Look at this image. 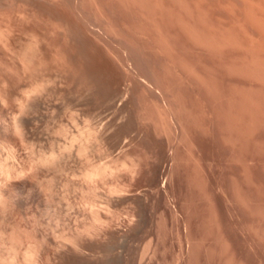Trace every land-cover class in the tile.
Instances as JSON below:
<instances>
[{
  "label": "rangeland",
  "instance_id": "1",
  "mask_svg": "<svg viewBox=\"0 0 264 264\" xmlns=\"http://www.w3.org/2000/svg\"><path fill=\"white\" fill-rule=\"evenodd\" d=\"M0 99L2 155L59 152L92 128L102 136L97 152L89 143L81 156L76 142L65 171L43 172L56 198L39 182L48 203L17 209L7 237L71 235L102 203L112 233L85 236L94 248L60 261L264 264V0H0ZM22 114L31 132L19 148L2 127ZM111 159L143 170L121 171L114 183L126 191L104 186L96 201L82 170Z\"/></svg>",
  "mask_w": 264,
  "mask_h": 264
},
{
  "label": "bare ground",
  "instance_id": "2",
  "mask_svg": "<svg viewBox=\"0 0 264 264\" xmlns=\"http://www.w3.org/2000/svg\"><path fill=\"white\" fill-rule=\"evenodd\" d=\"M19 58V57H18ZM18 60H20V59H18ZM17 60V61H18ZM20 62V61H19ZM18 62V63H19ZM22 62V61H21ZM25 62V60L22 62V63H24ZM23 65V64H22ZM21 65V66H22ZM25 71V70H24ZM27 71V70H26ZM33 86V85H32ZM41 86H43V85H41ZM40 85L38 86V89L39 90H37V85H36V87L35 88H33L34 89V91L35 90H37L38 92L40 91ZM32 90V89H31ZM30 90V91H31ZM33 91V90H32ZM41 92V91H40ZM27 93H29V92H27ZM34 93V92H33ZM33 93H30L29 95V98L31 99V94H33ZM36 94H39V93H37L36 92ZM24 98V97H23ZM27 99H28V97H26ZM26 98H24L25 99V101H26ZM23 99V100H24ZM0 100H2V99H0ZM29 100V99H28ZM33 100H34V98H33ZM24 101V102H25ZM30 101V100H29ZM32 101V100H31ZM33 103H34V101H33ZM28 104V105H27ZM23 105V104H22ZM21 105V106H22ZM28 106V107H31L30 106V102L29 103H27V101H26V103H25V106ZM38 105V104H37ZM25 106H23L22 108H25ZM21 109V108H20ZM26 109V111H27V109H29V108H25ZM24 109V110H25ZM23 110V111H24ZM21 111V110H20ZM26 111H24V112H26ZM4 127H2L3 129H2V131H4V133L5 134H10V135H12V137H16L17 139L15 140V144H16V146L17 145H19L20 147L19 148H21V147H24L25 145L27 146L28 145V141H30L28 138V135L30 134V132H31V129H30V127H29V121H28V118H26V116L24 115L23 116V114L21 115V117L19 118H15V119H13L10 123H6L5 125H3ZM93 126V125H92ZM88 127H90V125L88 126ZM88 127H87V129H88ZM95 129V128H94ZM78 130V129H77ZM84 130V129H83ZM70 132V131H69ZM58 134H59V132H57ZM62 135H60V136H67L68 138H70V136L68 135L69 133H66L65 131L64 132H62V130H61V132H60ZM98 134H99V132H98ZM97 134V132H96V130H93V128L92 129H90V130H88V132H86V131H82V132H78V134L76 133V135H75V133L72 135V138H71V140H72V143L71 144H69V142L67 143H65L64 145H62V146H60L59 145V149H58V151L59 152H48L47 151V153H43V154H40L39 153V155L37 154L36 155V153L34 152V148H32V152L29 154V155H27V156H19L18 154H17V151H18V149H17V151H16V148H14L13 146L11 147V148H9L8 149V151H6V155H2V154H0V260H2V261H5V264H7V262L8 261H11V260H14L15 261V264H24V261H25V258H26V256L29 258V261H30V263L32 262V261H34V263H42V264H44L43 262H46L47 264H52V263H54V261H55V263H58V262H56V260H58L59 259V262H62V261H60V260H65L64 259V257L65 258H67V257H69V256H67V254H69L70 252L72 253L73 252V254L75 255L76 253H74V252H83L82 254L84 255V253L86 254L87 253V251H88V248H90V247H93L94 248V246L96 245H94L93 246V244H92V246H87V244L88 245H91V242L90 241H86V239L87 238H89V237H93V236H97V237H100L99 235H101V236H103L104 235V233H105V235L106 234H111L112 232V230H113V228L112 229H110L109 231L111 232H109L108 231V227H111L110 226V222H109V216H108V214L107 213H105L104 211H105V209L103 208V209H101V208H99L98 206H99V204H100V206H102L103 204L102 203H98V206L96 205L97 203H96V198L99 196V194L97 193V191L99 192V189L101 188V187H104V186H106V187H108V189L105 187V188H103V189H105L106 191L107 190H109V192L111 193V194H114L115 196H116V194L117 193H121V192H125L124 190H123V188H122V186H120V185H117V184H115L114 182L116 181L115 179L116 178H118V176L120 177V173H121V171H122V173L125 171V173H129V175H130V173H131V175L130 176H133L132 174L134 173H140V170L142 169L143 170V168H141L142 166L141 165H138V164H134V163H132V165L130 166V167H127L126 168V165L125 164H123V166L125 165V167H124V169H119L118 168V165L120 164H118L117 165V162H115V165H114V160H112L111 159V161L110 162H112V163H110V162H108L107 164H103V163H101V164H99V161H98V163L97 162H93V163H91L92 162V160H89V161H91V162H88V166L85 168V169H83L82 170V172L83 173H81V177H83L84 179V181L82 180V182H84L85 183V186H84V188L86 187V189L87 190H89L90 192H92V193H94V199L96 200L95 201V206L93 205V207H92V209H90V210H88V212L89 211H91V213H90V216H91V219H92V221H91V225H87V224H89V223H87L86 224V221H88V220H86V218H84V220H86L85 222H84V224L85 225H83V226H78V227H76V225H75V227H76V230L74 231L73 230V234H71L70 235V229L72 228V227H69L70 225H72L73 224V222H72V224H69V235H67V234H59L60 233V230H58L59 231V233L57 232V233H54V234H52L51 233V230L53 231V230H55V229H51V230H46L45 228H43V229H45L46 231H48V233L47 234H49V231H50V235H47L46 233H43V231L44 230H41V228L42 227H38L39 229L38 230H35L37 233H39L38 231H40L41 230V232L40 233H42L43 235L40 237L39 236V234H38V236L40 237V239L38 238H33L35 235V231L34 230H32V232L34 233H32L31 234V232L30 233H28L29 234V236H28V234H24V235H17L16 234V232L15 231H13L12 229V233H14L13 235H11V236H9V237H7V234H11V233H7L5 230V228H4V225H6L5 223L6 222H9L10 220L9 219H11L10 217H16V219H17V216H14L16 213L18 214V210L17 209H20L21 207H23V206H25V205H30V203L32 204V202L34 201V204L36 203V201L35 200H38L39 199V197H41L40 196V191L38 192V188H40L39 186V182H41L40 180H41V176H42V174H43V172L45 173V174H47L46 172H49V171H51V170H53V169H55V171H57V170H59L60 172H63V171H65V168L63 167V166H65V164L64 163H67V161H66V159H68L67 158V156L70 154V152L72 153V148H74L73 146H76L74 143H76L77 142V144L79 143V149H78V151H79V154L82 156H85L86 154H87V152L88 151H91V150H89V149H92V147L94 146V148H93V150H95V149H98L101 145V141H102V139H101V137H100V135H98ZM71 135V134H70ZM67 138V139H68ZM70 140V141H71ZM101 142V143H100ZM89 143H92V144H94L92 147L91 146H89ZM5 144V143H4ZM3 143H1L0 142V149H1V146H2V148H7L5 145H4ZM30 144V143H29ZM6 145H7V143H6ZM91 147V148H90ZM31 148V147H30ZM29 148V149H30ZM76 148V147H75ZM28 150V149H27ZM36 150V149H35ZM53 150V149H52ZM56 150V149H55ZM99 150V149H98ZM30 151H31V149H30ZM41 151V150H40ZM96 152H97V150H95ZM5 152V151H4ZM3 152V153H4ZM46 152V151H45ZM74 152V151H73ZM38 153V152H37ZM78 153V152H77ZM92 153V152H91ZM21 154V153H20ZM73 154V153H72ZM23 155V154H22ZM80 156V157H81ZM69 157V156H68ZM71 157V156H70ZM79 157V156H78ZM88 159H89V157H88ZM69 160V159H68ZM59 163V165L58 166H56L57 164ZM141 164V163H140ZM117 165V166H116ZM143 165V164H142ZM122 165H120L119 167H121ZM129 166V165H128ZM139 166H141V167H139ZM64 168V169H63ZM141 168V169H140ZM57 169V170H56ZM63 170V171H62ZM124 170V171H123ZM58 171V172H59ZM53 172V171H52ZM51 172V173H52ZM144 172V171H143ZM50 173V174H51ZM124 173V174H125ZM142 173V172H141ZM123 174V175H124ZM128 175V174H127ZM139 175V174H138ZM125 176H126V174H125ZM136 176H137V174H136ZM47 178L46 179H48V174H47V176H46ZM52 178V180L51 179H49V180H51V181H49L47 184H45V183H42V182H44V181H42L41 183L43 184H41V186H43L42 187V189H44L46 192H48V194H49V196L50 197H45V199L47 200V198H48V201L49 200H51L53 197H55V194H57V193H55L56 191H55V189H57V188H55L57 185V183H55L54 184V182H55V177L53 178V177H51ZM132 178H135V175H134V177H132ZM131 178V179H132ZM44 180V179H43ZM67 181H70V180H66V182ZM46 182H47V180H46ZM57 182V181H56ZM74 181H72L71 183H73ZM82 182H80V185L78 186L79 187V190H80V186H81V183ZM70 183V184H71ZM78 183V182H77ZM84 183H83V185H84ZM45 184V185H44ZM69 184V185H70ZM79 184V183H78ZM39 185V186H38ZM63 185H66V184H63ZM68 185V183H67V186H69ZM83 185H82V187H83ZM73 186H74V183H73ZM77 186V185H76ZM72 187V186H71ZM75 187V186H74ZM78 187H76L77 189H78ZM67 188V187H66ZM70 188V187H69ZM75 188V189H76ZM125 188V187H124ZM82 190H83V188H81ZM41 190V189H40ZM65 191H66V189H64ZM81 190V191H82ZM102 190V189H101ZM100 190V191H101ZM44 191V192H45ZM69 191V190H68ZM71 191H73V190H71ZM86 191V190H85ZM80 192V191H79ZM88 192V191H87ZM108 192V191H107ZM108 192V193H109ZM60 193V192H59ZM58 193V194H59ZM82 193V192H81ZM85 193V192H84ZM89 193V192H88ZM103 193H106L105 191L103 192ZM116 193V194H115ZM42 194H44V193H42ZM47 194V195H48ZM69 194H70V192H69ZM101 194V193H100ZM122 194V193H121ZM46 194H44L39 200H41V201H43V197L45 196ZM46 195V196H47ZM64 195H65V193H64ZM67 195V194H66ZM65 195V196H66ZM71 195V194H70ZM86 195H87V193H86ZM114 195H112V196H114ZM117 195H119V194H117ZM59 196L62 198V195L61 194H59ZM59 196H57L58 198H59ZM65 196H63V198L64 199H66L65 198ZM92 196H93V194H92ZM101 196H102V194H101ZM107 196H109V195H107ZM111 196V197H112ZM83 197H85V196H83ZM88 197H90L91 198V196H88ZM100 197V196H99ZM110 197V198H111ZM56 198V197H55ZM57 198V199H58ZM61 198H59L58 200H60ZM62 198V199H63ZM69 198V197H68ZM72 198V197H71ZM93 198V197H92ZM109 198V197H108ZM109 198V199H110ZM113 199H110L109 200V202H111V200L113 201V204H114V197H112ZM89 199V198H88ZM98 199V198H97ZM46 200L45 201H43L44 203H48V202H46ZM57 200V201H58ZM69 200V202H71L70 200L71 199H68ZM75 200V199H74ZM73 200V201H74ZM108 200V199H107ZM32 201V202H31ZM53 201H55V199L53 200ZM92 201V200H91ZM61 202V201H60ZM68 202V203H69ZM92 202H94V201H92ZM91 202V203H92ZM40 203V202H39ZM39 203H37V204H39ZM42 203V202H41ZM41 203H40V205H41ZM51 203V202H50ZM53 203V202H52ZM58 203V202H57ZM104 204H105V202H103ZM107 203V202H106ZM112 203V202H111ZM111 203H108L109 205L111 204ZM36 204V207L37 206H39L40 207V205H37ZM61 204H62V202H61ZM73 204V203H72ZM80 204V203H79ZM90 204V203H89ZM107 204V206H109ZM113 204H111L112 206H113ZM33 205V204H32ZM70 205V204H69ZM74 205V204H73ZM72 205V206H73ZM81 205V204H80ZM84 205H85V203H84ZM84 205H83V207H84ZM106 205V204H105ZM89 206V205H88ZM19 207V208H18ZM26 207V206H25ZM30 207V206H29ZM28 207V208H29ZM33 208L35 207V206H32ZM35 207V208H36ZM70 207V206H69ZM87 207V206H86ZM111 207V206H110ZM109 207V208H110ZM33 208H32V210H33ZM38 208V207H37ZM73 208V207H72ZM71 208V210H73ZM80 208H81V206H80ZM79 208V209H80ZM109 208H107V209H109ZM23 210L24 209H26V210H29V209H27V208H22ZM22 209H20V211H19V213H20V215H21V211H22ZM69 209V208H68ZM76 209H78V208H76ZM75 209V210H76ZM107 209H106V211H107ZM16 210H17V212H16ZM26 210H25V212H26ZM109 210H111V209H109ZM108 210V211H109ZM30 211H31V207H30ZM79 211V210H78ZM25 212H23V214L25 213ZM28 212V211H27ZM72 212V211H71ZM80 212H81V210H80ZM85 212V211H84ZM112 212V211H111ZM110 212V213H111ZM79 213V212H78ZM82 213V212H81ZM16 214V215H17ZM28 215V216H30L28 213H25V215ZM69 214V213H68ZM72 214H76V215H78L77 214V211H76V213H74V210H73V212H72ZM83 214V213H82ZM84 214H86V213H84ZM83 214V215H84ZM24 215V216H25ZM33 215V214H32ZM70 215V214H69ZM74 215H72V216H74ZM76 215L74 216V217H76ZM111 215H113V214H111ZM128 215H129V213H128ZM133 215V214H132ZM131 215V216H132ZM19 216V215H18ZM23 215H21L20 217H22ZM23 216V217H24ZM35 216V215H34ZM33 216V217H34ZM70 217V218H73V217ZM79 216V215H78ZM80 216H81V214H80ZM87 217H88V215H86ZM114 216V215H113ZM130 216V215H129ZM128 216V217H129ZM20 217H18V218H20ZM27 217V216H26ZM36 217V216H35ZM64 216H62V218H63ZM84 217H85V215H84ZM133 217H135V215L133 216ZM132 217V218H133ZM9 218V219H8ZM28 218V217H27ZM31 218H32V216H31ZM59 218H60V216H59ZM62 218H60L61 219V221L62 222H64V220H62ZM66 218V217H65ZM78 217H76V220H75V222L78 220L77 219ZM130 218V217H129ZM15 219V220H16ZM29 219V218H28ZM27 219V220H28ZM33 219V218H32ZM32 219H30V220H32ZM37 219V218H36ZM69 219V218H68ZM67 219V220H68ZM80 219V218H79ZM111 220H113V218H110ZM9 220V221H8ZM12 220H14V219H11V222H12ZM18 220V219H17ZM20 220H22V219H20ZM24 220V219H23ZM39 220V219H38ZM59 220V219H58ZM57 220V221H58ZM66 220V219H65ZM74 220V219H73ZM25 221V220H24ZM69 221V220H68ZM68 221H67V223H68ZM10 222V223H11ZM18 222H20V221H18ZM18 222H17V226L20 224V226L19 227H21V223H19L18 224ZM31 222V221H30ZM39 222V224L41 225V220H39L38 221ZM60 222V221H59ZM82 222V221H81ZM89 222V221H88ZM10 223H9V225H10ZM32 223H35L36 224V221H34V222H31V224ZM49 223V222H48ZM66 222H64L63 224H65ZM69 223H71V221L69 222ZM78 223V222H77ZM12 224H13V227H14V222H12ZM23 224V223H22ZM39 224H37L36 225V227L39 225ZM42 224H45L44 226L45 227H47L46 226V223H42ZM51 224V223H50ZM63 224H59L58 223V225H63ZM112 224V223H111ZM7 225H8V223H7ZM6 225V226H7ZM53 225V224H52ZM52 225H51V227H52ZM68 225V224H67ZM79 225H81V223H79ZM10 226H12V225H10ZM33 227H31V229H33V228H36L34 225H32ZM43 226V225H42ZM50 226V225H49ZM65 226V225H64ZM64 226H61V227H63L64 228ZM73 226V225H72ZM16 227V226H15ZM19 227H17L18 229H16V231L17 230H19ZM24 226L22 225V229H27V227L25 228H23ZM53 227H55V226H53ZM56 227H57V225H56ZM68 227H67V229H68ZM75 227L73 226V228L75 229ZM7 228V227H6ZM58 228V227H57ZM57 228H56V230H57ZM14 229V228H13ZM21 228H20V230H22ZM31 229H27V230H31ZM48 229H49V227H48ZM66 229V226H65V229H63V231L64 230H67ZM15 230V229H14ZM26 230V231H27ZM61 230H62V228H61ZM4 231H5V233H4ZM7 231H8V229H7ZM72 231V230H71ZM11 232V231H10ZM22 232L24 233L25 231H23L22 230ZM54 232V231H53ZM62 232V231H61ZM65 232V231H64ZM107 232H109V233H107ZM17 233H20L19 231H17ZM53 236H55V238L53 239L52 237V235ZM57 234H59V235H57ZM30 235H34V236H30ZM57 235V236H56ZM36 236H37V234H36ZM85 236H87L86 237V239H85ZM89 236V237H88ZM112 236V235H111ZM95 239H97L96 237H94ZM53 239V240H52ZM90 239V238H89ZM88 239V240H89ZM92 241L94 240L93 238L91 239ZM87 242V243H86ZM88 247V248H87ZM97 247H99L98 245H97ZM86 248H87V251H86ZM92 249V248H91ZM90 249V250H91ZM89 250V251H90ZM98 250V249H97ZM84 251H86V252H84ZM93 251V250H92ZM95 252V251H94ZM70 253V254H71ZM79 253V254H80ZM90 253V252H89ZM97 253V252H96ZM95 253V254H96ZM6 254H9V255H11V259H10V256H9V258H7L6 256ZM69 254V255H70ZM73 254H71V255H73ZM67 257H66V256ZM70 255V256H71ZM77 255V254H76ZM144 256V255H143ZM62 258V259H61ZM69 258H71V257H69ZM68 258V259H69ZM10 259V260H9ZM70 260V259H69ZM54 263V264H55ZM63 264H66L65 263V261L64 262H62Z\"/></svg>",
  "mask_w": 264,
  "mask_h": 264
},
{
  "label": "clouds",
  "instance_id": "3",
  "mask_svg": "<svg viewBox=\"0 0 264 264\" xmlns=\"http://www.w3.org/2000/svg\"><path fill=\"white\" fill-rule=\"evenodd\" d=\"M0 264H5V261L0 260ZM7 264H15V261H8ZM24 264H30L29 258L27 256L25 258ZM31 264H34V261H32Z\"/></svg>",
  "mask_w": 264,
  "mask_h": 264
}]
</instances>
